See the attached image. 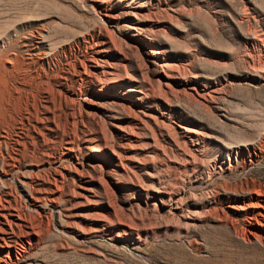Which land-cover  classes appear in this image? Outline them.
Instances as JSON below:
<instances>
[{
  "label": "rangeland",
  "instance_id": "rangeland-1",
  "mask_svg": "<svg viewBox=\"0 0 264 264\" xmlns=\"http://www.w3.org/2000/svg\"><path fill=\"white\" fill-rule=\"evenodd\" d=\"M0 206V264H264V0H0Z\"/></svg>",
  "mask_w": 264,
  "mask_h": 264
},
{
  "label": "bare ground",
  "instance_id": "bare-ground-1",
  "mask_svg": "<svg viewBox=\"0 0 264 264\" xmlns=\"http://www.w3.org/2000/svg\"><path fill=\"white\" fill-rule=\"evenodd\" d=\"M100 2L102 3V1ZM19 222L20 219L17 213H14L13 211H6L0 206V250H3L5 248L9 250L13 248V246L10 244V241L12 239V236L14 235L13 228L17 227L19 225Z\"/></svg>",
  "mask_w": 264,
  "mask_h": 264
}]
</instances>
